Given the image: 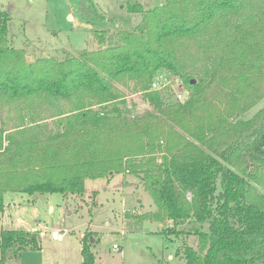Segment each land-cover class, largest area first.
Segmentation results:
<instances>
[{"label":"trees","instance_id":"trees-1","mask_svg":"<svg viewBox=\"0 0 264 264\" xmlns=\"http://www.w3.org/2000/svg\"><path fill=\"white\" fill-rule=\"evenodd\" d=\"M128 10L141 18L132 31H97L94 51L32 63L0 12V212L7 193L81 197L87 180L128 174L157 209L141 220L198 238L178 248L185 264H264V107L251 114L264 100V0ZM159 72L186 102L150 89ZM123 88L153 112L134 116ZM90 236L80 264H95ZM39 249L37 231H0V264Z\"/></svg>","mask_w":264,"mask_h":264},{"label":"rangeland","instance_id":"rangeland-1","mask_svg":"<svg viewBox=\"0 0 264 264\" xmlns=\"http://www.w3.org/2000/svg\"><path fill=\"white\" fill-rule=\"evenodd\" d=\"M164 1L0 0V12L6 13L10 20L8 36L13 37L10 44L23 49L27 61L32 63L41 57L63 60L94 51L98 47L95 32H105L108 37L118 31H132L140 23V15L129 12L130 6L139 4L143 11H148ZM173 85L177 89L178 84ZM121 90L134 116L153 112L141 94ZM173 100L174 94L167 102ZM263 107L264 100L251 114ZM49 205L53 211L48 212ZM156 210L139 179L128 174H116L109 182L87 180L81 197L7 193L0 212V231L28 230L25 225L35 227L39 229L40 249L22 252L17 257L8 251L5 264H80L82 234L91 235L90 248L96 264H162L168 261V254L173 255L170 264H185L181 255H176L177 249L186 244L197 250L198 238L194 235L165 238L157 233L161 223L135 216L138 212ZM202 227L206 229V225ZM188 228L189 224L182 227L186 231ZM53 233L62 234V240H52ZM113 245L121 250L113 251Z\"/></svg>","mask_w":264,"mask_h":264},{"label":"built area","instance_id":"built-area-1","mask_svg":"<svg viewBox=\"0 0 264 264\" xmlns=\"http://www.w3.org/2000/svg\"><path fill=\"white\" fill-rule=\"evenodd\" d=\"M177 82V79H172L169 75L159 72L153 78L150 89L153 91H171L172 95L174 94V101L182 104L187 101L189 93L186 89H184L185 87L180 82ZM173 83L178 84L177 89H174ZM51 238L52 240L59 242L62 240L63 235L60 233H53ZM112 250L115 252L119 251V246L113 245Z\"/></svg>","mask_w":264,"mask_h":264},{"label":"crops","instance_id":"crops-1","mask_svg":"<svg viewBox=\"0 0 264 264\" xmlns=\"http://www.w3.org/2000/svg\"><path fill=\"white\" fill-rule=\"evenodd\" d=\"M107 182H109L110 181V179L109 180H106ZM139 203H140V201H138ZM53 211V206L52 205H49L48 206V212H50V211ZM146 214H151V213H146ZM141 215H144V214H142V213H136L135 214V216H136V218H138L139 219V217L141 216ZM126 216V215H125ZM185 225V224H184ZM184 225H181L179 228H181L182 229V227H184ZM26 227H29L28 225H25ZM162 226H163V224L161 223L160 224V229L162 228ZM30 228V231H37V230H39V229H36L35 227H29ZM160 229L158 230V234H159V231H160ZM83 237V234H82V236L80 237V240H81V238ZM60 242V241H59ZM181 247V246H180ZM80 249H81V245H80ZM80 249H79V252H80ZM121 250V247L119 246V251ZM178 250V249H177ZM176 255H179V254H177V252H176ZM173 259V255L172 254H168L167 255V260L168 261H170V260H172ZM167 261V262H168ZM80 263H81V260H80ZM169 263V262H168ZM95 264H96V262H95Z\"/></svg>","mask_w":264,"mask_h":264},{"label":"water","instance_id":"water-1","mask_svg":"<svg viewBox=\"0 0 264 264\" xmlns=\"http://www.w3.org/2000/svg\"><path fill=\"white\" fill-rule=\"evenodd\" d=\"M28 228V230L27 231H30V228L29 227H27Z\"/></svg>","mask_w":264,"mask_h":264}]
</instances>
